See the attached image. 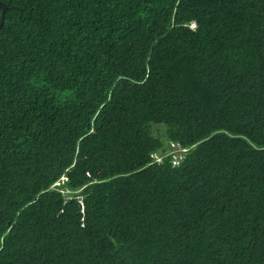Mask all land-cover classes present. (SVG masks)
I'll return each mask as SVG.
<instances>
[{"label":"trees","instance_id":"16d2710c","mask_svg":"<svg viewBox=\"0 0 264 264\" xmlns=\"http://www.w3.org/2000/svg\"><path fill=\"white\" fill-rule=\"evenodd\" d=\"M2 3L0 264H264V0Z\"/></svg>","mask_w":264,"mask_h":264},{"label":"built area","instance_id":"2783aa9c","mask_svg":"<svg viewBox=\"0 0 264 264\" xmlns=\"http://www.w3.org/2000/svg\"><path fill=\"white\" fill-rule=\"evenodd\" d=\"M171 150L170 152L172 153L173 155V159H172V162L174 164L178 163L180 157H181V152L185 149L184 147H181L179 146L177 143H174V142H171ZM160 156L159 155H156V159H159Z\"/></svg>","mask_w":264,"mask_h":264},{"label":"water","instance_id":"95a60500","mask_svg":"<svg viewBox=\"0 0 264 264\" xmlns=\"http://www.w3.org/2000/svg\"><path fill=\"white\" fill-rule=\"evenodd\" d=\"M5 7V3H2V7H1V10H0V25H1V22H2V18H3V9Z\"/></svg>","mask_w":264,"mask_h":264},{"label":"rangeland","instance_id":"374dc122","mask_svg":"<svg viewBox=\"0 0 264 264\" xmlns=\"http://www.w3.org/2000/svg\"><path fill=\"white\" fill-rule=\"evenodd\" d=\"M159 135L163 136L162 132H161V129H159V132H158Z\"/></svg>","mask_w":264,"mask_h":264},{"label":"clouds","instance_id":"9594fccd","mask_svg":"<svg viewBox=\"0 0 264 264\" xmlns=\"http://www.w3.org/2000/svg\"><path fill=\"white\" fill-rule=\"evenodd\" d=\"M180 146V145H179ZM181 147H184V146H181ZM185 150V149H184ZM184 150L182 151V152H184ZM180 158H182V156L180 157Z\"/></svg>","mask_w":264,"mask_h":264}]
</instances>
